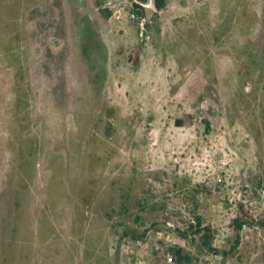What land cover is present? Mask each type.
<instances>
[{
  "label": "rangeland",
  "instance_id": "1",
  "mask_svg": "<svg viewBox=\"0 0 264 264\" xmlns=\"http://www.w3.org/2000/svg\"><path fill=\"white\" fill-rule=\"evenodd\" d=\"M240 206L264 221V0H0V264H264Z\"/></svg>",
  "mask_w": 264,
  "mask_h": 264
},
{
  "label": "trees",
  "instance_id": "2",
  "mask_svg": "<svg viewBox=\"0 0 264 264\" xmlns=\"http://www.w3.org/2000/svg\"><path fill=\"white\" fill-rule=\"evenodd\" d=\"M143 4H148L149 0H137ZM168 3V0H153V4L155 6V8L158 11L163 10L166 5ZM134 12L136 13V15L141 19L144 18V16L146 15L145 13V9L143 7H141L138 4H134V8H133ZM102 13L106 15V17H108L111 12L108 10H104L102 11ZM240 211H241V215L237 218H235L233 220V227L239 231L240 229H242V227L246 224H259L264 226V221H256L255 219H253V217L244 209L243 206H240ZM146 232L147 231H143V233H138L135 230H129L126 234L129 235L132 239L134 240H139L142 239L146 236ZM189 232H191L192 234H198L200 237V240L202 242V245L210 252H215L217 254L222 253L223 251H220L218 249H216L213 246V239H214V234L212 232V230L209 227H202V219L200 217H196V223L190 224L188 226V230L186 231H181V235L183 237H188ZM239 244V240L236 241V244L232 247L231 252L233 250H235L237 248ZM171 252L175 255L177 262L181 263L184 261H188L189 257L187 255H184L182 253V249L181 248H172ZM229 252H223V254H228Z\"/></svg>",
  "mask_w": 264,
  "mask_h": 264
}]
</instances>
